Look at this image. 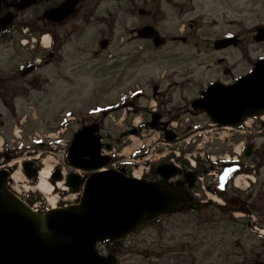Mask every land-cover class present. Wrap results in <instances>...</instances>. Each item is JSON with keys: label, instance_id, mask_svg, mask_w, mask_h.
<instances>
[{"label": "rangeland", "instance_id": "374dc122", "mask_svg": "<svg viewBox=\"0 0 264 264\" xmlns=\"http://www.w3.org/2000/svg\"><path fill=\"white\" fill-rule=\"evenodd\" d=\"M61 1L53 0L28 9L19 16L18 26L24 29L26 24L44 26L40 18L46 6ZM147 3L145 0L80 2L79 11L65 25V30L71 32L64 34L62 29L59 33L55 58L36 73L41 77L42 90L34 91L30 98H16L17 118H12L10 113V96L0 97V121L3 122L0 150L10 151V143L24 137L27 141L21 146L44 141L47 147H38L36 154L48 157L47 164L53 170L59 168L65 175L76 172L87 176L90 171L76 169L67 161L69 146L85 120L99 126L102 142H113L122 131L144 125L151 121L153 113H158L163 123L170 122L179 138L169 143L163 130L144 127L134 136L140 146L128 153L133 141L125 138L116 147L115 158L108 168L120 169L130 164L127 174L143 171L144 176L156 179L154 167L159 162L169 158L178 163L176 158L180 155V161H186L189 166V158L197 156L209 159L205 166L201 164L200 170L210 179L208 172L218 170L212 167L215 161L211 155L216 159L221 153H228L231 148L223 151L222 145L239 149L241 141L231 145L226 134L223 138H213L207 131L211 128L208 117L195 114L190 103L209 83L231 81L223 74L218 58L226 57L230 68L238 63L233 70L236 74L246 70L247 62L240 59L238 49L216 51L214 42L241 34L247 44L254 27L264 24V0H171L169 3L162 0V10H157V28L168 39L188 37L189 41L168 40L159 48L131 33L141 20L139 9L147 7ZM24 31L10 35V50L5 48L7 40L0 39L4 43L0 46V74L19 76L20 70L35 59L32 44L44 48L37 35L26 37ZM28 37H35L36 41L30 38L22 48V39ZM102 39L109 40L105 48L100 46ZM255 47L258 49L255 56L264 52V43ZM261 47L263 50H259ZM37 95L46 98L41 103ZM69 111L73 112V119L67 127H62L58 121ZM222 131L230 130L222 128ZM52 138L60 141L56 147H51ZM22 158L24 154L18 157ZM20 177L24 175L20 173ZM245 180L239 177L243 191L247 189ZM22 181L26 187L33 185L25 179ZM49 181L54 186L60 182L61 185L51 193L35 187L30 192H25L23 186L18 189L30 201L43 203L42 207H51L49 202L66 203L78 198V192L69 190L65 179ZM209 186L207 194L201 187L198 190L206 199L215 198ZM248 195L242 198L247 201ZM242 207L207 205L165 216L140 233L131 234L119 247H114L112 254L120 264H250L257 253L264 252V205H249L245 210ZM112 247L107 244L103 248L111 252Z\"/></svg>", "mask_w": 264, "mask_h": 264}, {"label": "water", "instance_id": "95a60500", "mask_svg": "<svg viewBox=\"0 0 264 264\" xmlns=\"http://www.w3.org/2000/svg\"><path fill=\"white\" fill-rule=\"evenodd\" d=\"M78 1L65 0L51 9L49 17L65 19ZM32 3L33 0H22L20 7ZM13 22V15L1 17L0 30L10 27ZM138 33L152 39L157 47L166 42L153 26H146ZM262 38L264 31L258 37ZM108 43L104 39L100 45L105 48ZM232 44H236V36L216 41L218 49ZM191 107L195 113H205L213 122L228 126H238L250 117L264 114V59L257 62L252 73L241 76L232 84L210 83L202 96L191 102ZM160 118L158 113H153L148 125L159 128ZM166 126L163 127L166 138L172 141L176 135ZM95 132L96 128L91 126L75 136L68 155V161L74 167L96 170L110 162L108 156L101 154L100 137ZM137 133V128L124 131L118 141ZM182 172L176 164L164 162L156 166L160 178L155 181L130 177L124 170L116 169L95 171L86 179L70 173L68 185L76 191L83 190L79 203L42 213L34 211L10 190V172L0 170V264H119L116 256L100 254L97 244L122 240L163 216L202 206V203L194 202L187 191L196 180L193 172H185L184 180L171 181ZM28 174L34 176V173ZM60 178L57 170L53 179Z\"/></svg>", "mask_w": 264, "mask_h": 264}, {"label": "flooded vegetation", "instance_id": "af4514ba", "mask_svg": "<svg viewBox=\"0 0 264 264\" xmlns=\"http://www.w3.org/2000/svg\"><path fill=\"white\" fill-rule=\"evenodd\" d=\"M22 0H0V18L3 16H6L8 14L14 16V23L11 27L1 30L0 31V39H6L7 44L5 48L10 50V35L14 32H19L20 30H25L23 36H33L37 35L39 37V42L41 43V38L45 34H48L49 37V43L48 45H44L43 49H39L36 47V45L32 44L33 52L36 53L33 55L35 58L32 61H29L26 66L20 70L21 74L19 76L17 75H5L3 73L0 74V97L4 96H10V113L13 115L12 118H17L18 116V110L16 108L15 100L16 98H20L23 96H26L28 98L31 97L32 93L39 92L42 90L41 87V77L40 75H36L40 69L48 64H50L53 59L55 58L56 51L58 49V46L56 45L59 39V33L62 29L65 30V25L68 23V19L72 17V15L77 14V11H79L80 5L77 9H75L74 13H72L70 16H68L65 19L62 20H53L49 17V14L51 12L52 8H55L59 6L63 1L57 2L54 5L46 6L45 10L42 13V16L40 18L41 24L44 26H32L30 24H26V29H24L21 26H18L17 20L19 16L27 11L28 9H31L33 7H38L40 5H45L53 2V0H33V3L30 6L27 7H20V2ZM86 0H80V2H84ZM147 3V7L139 9V18L140 23L138 24V27L131 30V33L134 34L135 37L144 39L147 42L151 43L155 46L154 42L150 39L141 37L136 30L143 28L145 26H154L157 28V22H158V16H157V10H162L161 2L162 0H145ZM164 2H170L171 0H163ZM173 1V0H172ZM79 2V3H80ZM78 3V4H79ZM156 3V5H155ZM157 7L156 11L155 8ZM19 29V30H18ZM159 30V29H158ZM264 31V24H260L254 27L253 31H251L252 36L251 39L247 44L244 43V38L241 34H233L236 36V44H232L229 47H225L222 49L216 48V41L214 42V49L216 51H223L225 49L230 48H236L240 51L241 60L245 59L246 63V70L240 72L239 74H236L233 70L237 67L238 63L234 64V67L230 68L227 64L228 60L226 57H220L218 58V63L220 66H223L222 72L226 77H230L231 81H222L225 83H233L236 79H238L241 76H244L246 74L252 73L257 65V62L261 59H264V52L259 53L255 56L258 49H256L255 45H259L261 43H264V38L258 39L260 35H262V31ZM160 31V30H159ZM71 31H64V34L69 33ZM161 33V32H160ZM231 35V36H233ZM26 38V41L22 39V48L26 47V44L30 42V38ZM36 41V38H31ZM180 41L183 43H188L189 38H185V40L177 39V37L167 38L166 37V43L167 41ZM4 43L1 42L0 46H2ZM43 46V45H42ZM259 50H263V47L259 48ZM38 57V58H37ZM31 68L28 73H26V69ZM7 80L10 81V84L7 86ZM221 81V80H219ZM204 90L201 91L200 95H202ZM157 92V91H156ZM45 94V91H44ZM199 95V96H200ZM39 100L41 103L45 100V96H39ZM30 101V100H28ZM5 105H7V101H4ZM46 110L45 108H43ZM204 115V114H202ZM161 116V115H160ZM205 116V115H204ZM28 117H26L25 122H28ZM162 118V116H161ZM73 119V112L69 111L66 115V117L58 123L63 127H67L70 124V120ZM23 123V121H21ZM43 123V119H42ZM162 123V120H161ZM160 123V124H161ZM170 122H168V127L176 131L174 128L170 127ZM83 127L78 130V132L75 133L74 136H76L80 131L86 129L87 127L94 126L96 128L95 134L98 135L101 139V136L98 133V130H100L99 126L94 123V121H84ZM211 125V128H207V131L211 133V136L214 138H223V135L226 134V136H229L231 139V145L240 142L241 146L239 149L233 148L232 146L223 147L222 150H227V148H231L228 153H221L219 157H217L215 160L216 162L212 165V167H215V169L218 170H212L208 172V175H210V179L206 177V181L210 185V190L212 189V192L218 197L215 198V200H219L220 203L216 204L214 203V198L210 197L209 199L204 198V196L201 194L205 191H202L201 193L198 191V187H194L192 191V196L194 200L200 201L201 203H204V205H221V206H227V205H244L242 207L244 210L249 205H264V116H257L251 118L247 123H242L238 127L229 128L230 131H222L221 126L217 125ZM3 126V122L0 121V132L1 127ZM206 126V125H204ZM205 129V128H204ZM140 130V127H139ZM177 135L178 132L176 131ZM179 137V135H178ZM23 139V136H22ZM124 139L118 141V138H115L113 142L110 140V142H102L101 139V152L103 154H108L110 152L111 159L115 158L114 152L117 150V146H119ZM14 140L13 143H10V151H4L2 148V151H0V154H5L4 159V165L8 166L10 169V173L12 175H15L19 172V168L22 169L25 173L26 180L28 182H32L33 185L31 186L32 189L35 187L37 188L39 182H40V171L43 169L42 164H45V159L42 158V154H36L37 148L41 147H47L44 146V141L34 143L36 145H24L21 146V144L26 140L24 137L23 140L17 141ZM53 144V146H57L58 143H60L59 139H53L50 140ZM220 142V141H219ZM15 143H19V145H16ZM110 145L108 148L107 146ZM107 152V153H104ZM24 154L25 158H22V160H19L18 157ZM228 154V155H226ZM204 159L207 160V158L204 157ZM206 160H203L206 164ZM31 162L27 163L25 165V170L23 164L25 162ZM219 161V162H218ZM10 162V163H9ZM23 162V163H22ZM17 163L19 165H17ZM125 168L127 171V168H130V164L122 165L121 168ZM28 173H34L33 177H30ZM196 173V172H195ZM60 174H63L60 171ZM241 174V175H240ZM241 177L246 179L245 182L246 185V191H243V188L240 184L236 183V180ZM12 186L15 188L16 186H23L24 184L21 183V181H18L14 178H12L11 181ZM36 184V185H35ZM234 185V187H233ZM66 191V190H65ZM257 192L256 194H254ZM63 193H65L63 191ZM245 194H249L247 201H245L242 197H244ZM254 194V195H253ZM212 199L214 201H212ZM227 208V207H223ZM249 208V207H248ZM260 224V223H259ZM261 225V224H260ZM264 226V224H262ZM264 262V252L257 253L253 260L251 259L250 264H257V263H263Z\"/></svg>", "mask_w": 264, "mask_h": 264}, {"label": "bare ground", "instance_id": "6f19581e", "mask_svg": "<svg viewBox=\"0 0 264 264\" xmlns=\"http://www.w3.org/2000/svg\"><path fill=\"white\" fill-rule=\"evenodd\" d=\"M43 40H44V44L48 45V43L50 41L49 37L45 36ZM130 139H132L133 144L128 148V150H127L128 153H131L138 146H140V143L138 144L139 140L136 139L134 136H131ZM48 161H49V158L47 157L45 159V162H44L46 164V166H44L43 169L40 172V183L37 186V189L42 191V192L51 193L56 187H60L61 182L58 183L56 186H54L53 184L50 183L49 179L51 177V174H52V171H53V167H52V165L47 164ZM14 178L19 180L20 179V172L16 173L14 175ZM53 206H56L54 202H53Z\"/></svg>", "mask_w": 264, "mask_h": 264}, {"label": "trees", "instance_id": "16d2710c", "mask_svg": "<svg viewBox=\"0 0 264 264\" xmlns=\"http://www.w3.org/2000/svg\"><path fill=\"white\" fill-rule=\"evenodd\" d=\"M180 160H181V159H180ZM181 162H182L183 164H186V161H184V162L181 161ZM120 245H121V243H119V242H118V243H113V247H116V246L119 247Z\"/></svg>", "mask_w": 264, "mask_h": 264}]
</instances>
